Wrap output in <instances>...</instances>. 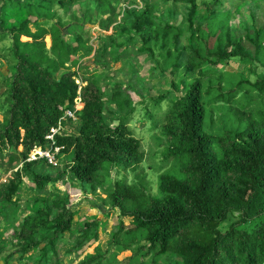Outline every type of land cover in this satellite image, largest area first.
<instances>
[{"label":"trees","instance_id":"obj_1","mask_svg":"<svg viewBox=\"0 0 264 264\" xmlns=\"http://www.w3.org/2000/svg\"><path fill=\"white\" fill-rule=\"evenodd\" d=\"M10 1L19 8L12 12L14 23L6 19L7 29L0 33V42L10 43L3 51L11 59V79L0 82V110L6 116L0 123V159L21 168L0 184V214L4 226L13 227L14 254L23 258L40 251V264L51 255L60 264L59 246L73 231L75 212L69 195L50 187L71 181L87 184L96 195L108 189L107 179L118 166L133 172L136 181L109 186L111 207L135 224L127 228L117 220L110 243L117 253L132 252L131 262L143 258L141 264L163 258L168 264H264V28L232 26L233 0H209L202 18L198 0H143L141 8H133L132 0ZM125 3L130 8L122 10ZM180 5L187 6L182 13ZM98 22L112 35L91 44L86 25ZM93 54L97 70L81 65ZM135 56L169 81L175 98L161 134L165 158L179 172L160 174L156 195L139 172L145 153L130 129L138 107L132 95L146 100L151 94L131 64ZM234 59L258 64L262 73L251 82L218 71ZM118 63L131 73L126 88L118 81L111 87L105 83ZM79 65L83 75L74 71ZM135 80L143 86L132 89ZM67 111L78 122L65 120L57 136L68 162L60 169L45 159L28 162L35 148L49 147L46 138ZM24 177L37 196L20 216ZM229 216L239 220L222 232ZM99 225L88 220L74 248L97 240ZM114 256L99 250L82 264H115ZM172 256L181 261L172 262Z\"/></svg>","mask_w":264,"mask_h":264},{"label":"rangeland","instance_id":"obj_2","mask_svg":"<svg viewBox=\"0 0 264 264\" xmlns=\"http://www.w3.org/2000/svg\"><path fill=\"white\" fill-rule=\"evenodd\" d=\"M131 1V0H129ZM128 1V2H129ZM143 0H132L133 4L131 6L133 8H141ZM159 1V0H157ZM209 0H198L197 3L200 7L199 17L202 18L204 16L205 7L204 4ZM241 4L238 7V4ZM167 6L171 7L172 2H169ZM185 6V5H184ZM183 5L178 6V11L182 13L181 10ZM230 10L232 12L231 17V25L234 27H240L241 24H249L255 25L258 28H264V0H233L229 3ZM234 6V7H233ZM187 8V6H185ZM18 5L13 6L10 0H0V33H4L7 29V24L4 23L6 19H10V23H14L15 18L11 17L12 12L18 9ZM122 10L124 8H130V3H125L122 5ZM162 8L165 10V6L162 5ZM54 11L58 10V7L53 8ZM77 11V9H75ZM174 10L176 8L174 7ZM124 13H117V20L122 21L124 18ZM59 15L64 16L63 11H59ZM106 16V15H105ZM108 18V17H105ZM103 19V18H102ZM69 18L66 17L65 21H68ZM101 20V19H100ZM43 21V20H41ZM87 32H90L91 44H96L97 39L101 40L106 37L112 35V29L106 30L100 26L98 22L95 25H86ZM31 30L35 32V28L30 26ZM26 40V39H23ZM10 45L9 42H0V82L9 81L11 79L10 76V67H11V59L7 56V50L3 51V49ZM48 46H50V40H47ZM131 49L135 48V42L130 44ZM95 54L84 58L81 61V65L85 64L89 68L98 67L95 64ZM140 61V63H139ZM133 66H138V70H140L139 75L142 76L145 81L144 85L150 88V92L145 94L146 100H141V98H137L136 95H132L136 98V102L138 106L137 112L133 117V121L130 125V129L133 131L135 138L139 139L142 142V150L145 153V162L140 167L139 172L142 175L146 174L147 182L152 189L153 194H158V176L160 174H164L166 172L172 174H178L179 170L174 161L167 160L165 158V139L161 134V126L164 121L165 114L167 112V108L170 105V101L174 100V96L170 93L171 87L169 85V81L167 79H162L158 72L155 71L154 67H150L149 65H144V58L137 59L135 56V60L131 61ZM141 64V65H140ZM79 65L74 69V71H78L81 75H83L84 71L80 70L81 67ZM258 64L251 63H243L240 59H234L229 62L225 67L218 68L219 72H225L235 76L236 78H243L245 80H249L251 82H255L257 80V75L262 73V69ZM256 69V70H255ZM87 75H91L89 70H86ZM109 79H105V83L107 86L118 85L120 82L123 88L128 86V81L130 80L131 73L129 72V68H124L121 63L114 64L113 70L108 72ZM147 75V76H146ZM145 76V77H144ZM138 80V79H137ZM118 81V82H117ZM81 86V82L78 83ZM124 84V85H123ZM132 89H136L137 87L143 86V84H138L135 80L132 84ZM105 86V84H104ZM111 90V89H110ZM126 91V90H125ZM163 98V101L157 104V100ZM1 103V99H0ZM158 106V107H157ZM84 107L82 102L77 100V110H81ZM153 111L152 119L148 118V112ZM6 118L5 112L0 110V123H3ZM110 121H112V116L108 115ZM78 122L76 121L74 124L76 125ZM70 125L74 130L75 125ZM220 127V122L218 118V128ZM155 130L152 132V130ZM63 134V133H62ZM21 151V149H20ZM68 158L70 156H63L60 158L59 169L61 168L62 163L68 162ZM21 168V164L19 162H15L14 164H7V159L3 162L0 159V180L5 181ZM68 180V179H67ZM129 182L132 183L136 181L135 174L131 171H125L124 169L119 168L118 166H114L110 176L107 179L108 189L105 191L99 190L96 195L90 192V187L86 185H78L76 182L66 181L65 183L59 182L55 185V188L50 187V191L61 192L64 195H69V198L72 199V209L75 212V217L73 221V231L72 233H66L64 239L62 240V244L59 246V260L60 264H82L85 262L87 257L95 256L98 254L99 250L102 253H107V256L112 257L114 255L115 260L117 262L115 264H141L144 262V259L135 260L131 262V258L133 257L132 252H116L113 245L111 243V237L115 229V224L117 220L122 222L127 228H134L135 224L133 218H123L121 216V212L117 208L111 207L109 204V191L111 188L109 187L111 184H116L117 182ZM23 189L20 194V205L19 206V215L28 214V204L31 202L37 194L32 191L35 189V185L31 182L29 177H24L23 179ZM77 188V189H76ZM34 208V207H33ZM24 215V216H25ZM3 216L0 214V247L3 249V252L0 254V264H6L8 258L15 253V242L13 240V227H5L2 223ZM89 220V222H99V227L97 230L98 239L87 243L84 245L83 249L74 248L75 241L81 236L82 232L85 228V223ZM239 220L237 216H229L228 220L221 226V231L226 232L229 228ZM76 250V251H75ZM14 258L10 261V264H40V251H36L29 256H24L23 258L20 255H15ZM112 255V256H111ZM58 257L51 255L49 258V262H44L43 264H55ZM172 262L181 261L177 256L170 257ZM147 264H151L147 261ZM158 264H168L164 258L158 262Z\"/></svg>","mask_w":264,"mask_h":264},{"label":"built area","instance_id":"obj_3","mask_svg":"<svg viewBox=\"0 0 264 264\" xmlns=\"http://www.w3.org/2000/svg\"><path fill=\"white\" fill-rule=\"evenodd\" d=\"M80 102L81 100L78 99ZM77 110V107H76ZM67 119H71L73 121H76V114L67 111L65 114V117L62 119V121L59 124V127L57 129L51 130L50 134L47 136V142L49 143V147L47 149H43L41 147L35 148V150L32 152L30 155V158L28 162H33L41 159L47 160L49 165H52L54 167H58L60 164V158L63 157L61 156V152L64 149L61 146L57 145V136L62 135L64 128H63V122ZM7 180L2 181L0 180V184L6 183Z\"/></svg>","mask_w":264,"mask_h":264}]
</instances>
